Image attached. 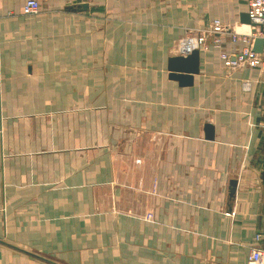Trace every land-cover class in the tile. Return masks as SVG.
I'll use <instances>...</instances> for the list:
<instances>
[{
    "label": "crops",
    "instance_id": "0c3cea01",
    "mask_svg": "<svg viewBox=\"0 0 264 264\" xmlns=\"http://www.w3.org/2000/svg\"><path fill=\"white\" fill-rule=\"evenodd\" d=\"M25 1L0 0V240L57 264H247L264 68L211 49L192 85L167 70L187 30H242L247 0ZM0 264L52 263L0 242Z\"/></svg>",
    "mask_w": 264,
    "mask_h": 264
},
{
    "label": "built area",
    "instance_id": "2783aa9c",
    "mask_svg": "<svg viewBox=\"0 0 264 264\" xmlns=\"http://www.w3.org/2000/svg\"><path fill=\"white\" fill-rule=\"evenodd\" d=\"M39 11L37 0H26L22 6L24 14H35ZM246 12L251 24H241L242 30L225 26L219 18H214L208 29L199 33H189L180 42V53L188 54L192 49L208 51L215 49L223 66L228 69L242 65L264 68V0H247ZM228 36L230 48L225 47L223 37ZM256 38L262 39L259 52L253 51ZM239 45V48L235 46ZM249 82H244L243 88L249 89ZM247 264H264V229L253 236Z\"/></svg>",
    "mask_w": 264,
    "mask_h": 264
},
{
    "label": "water",
    "instance_id": "95a60500",
    "mask_svg": "<svg viewBox=\"0 0 264 264\" xmlns=\"http://www.w3.org/2000/svg\"><path fill=\"white\" fill-rule=\"evenodd\" d=\"M78 9L80 7H85L84 5L77 6ZM74 9V8H72ZM240 16V22L242 24H251L249 16L247 12H241L239 14ZM262 46V39L256 38L253 44V51L259 52L261 50ZM167 70L169 71L168 77L170 79L176 80L180 86H189L193 83V75L199 72V50L198 49H192L191 52L188 54H177L168 57L167 59ZM204 133L206 139H212L214 136L213 133V127L211 124L206 123L204 125ZM235 180H230V188H229V194L230 196L233 195L235 191ZM1 243L6 244L10 247L16 248L18 250H21L22 252H25L27 254L33 255L37 258H40L44 261L50 262L52 264H57L56 262L49 260L43 256H40L38 254H35L33 252H29L27 250H24L22 248H19L17 246H14L12 244L3 242L0 240Z\"/></svg>",
    "mask_w": 264,
    "mask_h": 264
},
{
    "label": "rangeland",
    "instance_id": "374dc122",
    "mask_svg": "<svg viewBox=\"0 0 264 264\" xmlns=\"http://www.w3.org/2000/svg\"><path fill=\"white\" fill-rule=\"evenodd\" d=\"M39 9H40V4H39ZM190 33V31H186V33L182 36V38L179 40V44H180V42H181V40L184 38V36H186V34H189Z\"/></svg>",
    "mask_w": 264,
    "mask_h": 264
}]
</instances>
